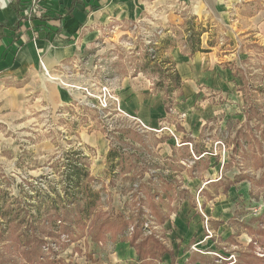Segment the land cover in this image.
<instances>
[{
    "label": "rangeland",
    "instance_id": "obj_1",
    "mask_svg": "<svg viewBox=\"0 0 264 264\" xmlns=\"http://www.w3.org/2000/svg\"><path fill=\"white\" fill-rule=\"evenodd\" d=\"M183 7L169 2L111 22L104 38L82 53L75 76L56 81L68 91L67 104L52 105L51 98L36 106L31 99L24 115L12 120L0 115V207L22 206L20 214L28 221L25 209L60 180L66 154L75 150L87 158L93 187L101 192L93 217L99 220L69 224L71 232L62 235L61 245H47L56 255L45 264L56 258L66 264H119L118 247L124 244L135 251L129 264H139L130 243L140 212L148 225L138 241L155 233L174 254L153 262L145 255L146 263L264 264V45H234L217 20L202 19L195 25L215 26L211 37L220 38L221 49L214 61L196 64L192 55L199 52L187 46L185 54L173 17L193 15ZM168 36L186 58L176 61L181 87L169 94L167 86L175 84L166 78L173 70L164 74V69L172 68L171 48L160 54L167 61L163 70L146 55ZM202 50L203 57L209 55ZM115 149L122 150L124 161L119 158L121 165L112 168L108 155ZM185 207L197 212L205 232L191 244L177 236L175 220L186 214ZM108 218L130 226L123 234H103ZM9 219L0 216V264H31L22 246L26 224ZM187 251L199 259L185 262ZM45 252L49 256L48 248Z\"/></svg>",
    "mask_w": 264,
    "mask_h": 264
},
{
    "label": "crops",
    "instance_id": "obj_2",
    "mask_svg": "<svg viewBox=\"0 0 264 264\" xmlns=\"http://www.w3.org/2000/svg\"><path fill=\"white\" fill-rule=\"evenodd\" d=\"M13 2L16 0H0V115L5 116L6 120H12L14 115H24L31 104V99L35 100L36 104L33 100L32 102L36 106L40 101L43 100L45 104V101L51 98L52 105L53 102L58 106L67 104L68 91L56 81L75 76L73 71L80 68L82 53L100 37L104 38L110 23L141 16L146 9L153 11L169 2H180L184 5V9L189 8L193 11V15L189 17L173 14L176 27L183 35L182 48H185L187 52L185 54H188L186 47H190L187 40L189 31L185 26L189 18H195L199 23L202 19L217 20L234 45H237V42L249 46L264 45V0L243 2L240 0H40V8L53 20L48 22L46 29L52 32L51 38L46 36V31L39 32L35 29V32L33 27L39 24L38 21L31 24L21 21L20 16L23 14L24 6L19 4V12H17L11 6ZM59 17L62 19H58ZM173 17L170 19L173 20ZM202 27L207 31L201 37L200 46L210 52L205 57L201 52L192 55L196 64L202 60L214 61L218 49H221L220 38L214 42L215 37H211L215 26H210L208 29L203 23ZM177 48L179 47H171L169 50L172 60L176 64L182 56L184 63L185 54H181ZM231 48L236 50L234 47ZM247 53L248 56L254 57L253 52ZM186 56L190 60V56ZM231 56L233 61L236 60L235 54ZM245 57L246 55H242L239 59ZM49 74L50 76L52 74V78H49L51 80L48 79ZM165 180L167 181L166 177ZM232 190L229 191L230 194L235 193V190ZM183 211L186 214L181 212L182 214L175 220L178 227V241L182 244H191L201 240L205 232L200 216L187 207ZM163 215L166 216L164 213ZM192 215L193 220L190 223L189 219ZM170 222L172 224V220ZM157 237L166 242L159 235ZM126 246L124 244L118 247L116 258L119 264H129L134 261L135 251L126 250ZM182 259L190 262L194 259L198 260L199 257L187 251Z\"/></svg>",
    "mask_w": 264,
    "mask_h": 264
},
{
    "label": "trees",
    "instance_id": "obj_3",
    "mask_svg": "<svg viewBox=\"0 0 264 264\" xmlns=\"http://www.w3.org/2000/svg\"><path fill=\"white\" fill-rule=\"evenodd\" d=\"M28 3H30V0H16V2L11 3V6L19 12V4H22L25 7ZM22 13L20 20L26 22L24 8ZM58 19L62 18L59 17ZM36 21H38L39 24L33 27V29H38L37 31L39 32L46 31V36L51 38L52 32L47 31L46 29H48V22L53 21L52 17L41 8H37L32 16V22ZM60 21L62 23V20ZM185 24L189 31L187 40L192 53L202 52L203 50L200 48V37L204 32L202 30L203 28L201 26H199V28L195 25V18L188 19ZM59 30L56 32L57 34L59 33ZM171 42V37H166L159 42L157 48H148V54H146L149 63H154L155 68L159 65L160 69L163 70L165 62L167 63L168 61L171 63L172 68L164 69V74L171 73L173 70V73L169 74L170 76L166 79L170 83L175 84V87L173 88L169 84V86H167L168 94L173 92L172 89H178L181 87V77L176 69L175 62H173L171 58L167 59V61L160 60V54L174 46L170 45ZM204 152L206 153L207 151ZM66 157L67 159L61 172L60 180L54 183L49 190L47 189V192L42 195L40 201L35 205H32V208L25 209V211L29 212L28 218L30 221H27L21 216L20 210L22 209V206L20 208L19 205H17V207L14 205L5 210L4 206L0 207V216L10 218V223H16L15 225L19 226L23 224V221L25 222L27 227L26 230L29 231V233L25 235V240L23 241L22 246L26 248L27 251L25 255L31 264H45V260H47L46 258H55V250L47 245L53 244L56 245V247L58 243L61 245V237L64 234H69L68 232L72 228L68 225L72 224V222L77 220V223L83 222L82 224H85L86 226L88 222L92 221L94 214H97L96 210L98 208V203L102 199L101 192L95 190L93 187L92 182L95 181V178H92L88 166L85 164L87 158L83 155V152L80 150L69 151L66 154ZM119 158L124 161V154L121 149L110 151L108 155L109 165H111L112 168H114V165L120 166L121 162H119ZM116 160H118L117 163ZM140 213L141 214L138 213V221L135 223V232L133 233L130 243V246L137 251L138 263L150 264V262L146 263L144 261L145 255H147V258L149 257L148 259L152 260L151 262H153L154 259H162L167 255L173 259L174 254L172 250L162 243L155 233H153L150 238L148 237L144 239L142 242L138 241L145 225V221L143 220L144 212ZM20 217H22V221L19 219ZM46 217H49L51 221L45 219ZM97 217L98 216L96 215L93 221H98L99 219ZM109 226H112L114 229L111 230ZM129 226L130 222L124 219H120L118 222L113 223L111 222V218H108L103 222L101 230H103V234H105V230L106 233L108 231L114 232V230H116L117 234L120 232L123 234ZM68 239H70L68 241H71V243L75 241V237H72V235L71 238L69 237ZM46 248L49 249V256L45 254ZM49 264L66 263L63 259L56 258L53 262H49Z\"/></svg>",
    "mask_w": 264,
    "mask_h": 264
},
{
    "label": "built area",
    "instance_id": "obj_4",
    "mask_svg": "<svg viewBox=\"0 0 264 264\" xmlns=\"http://www.w3.org/2000/svg\"><path fill=\"white\" fill-rule=\"evenodd\" d=\"M37 8H40V0H30V3H28L24 7V14L26 17V22L29 24L32 23V16ZM104 107H107L106 104H104ZM148 225V223L145 224V226Z\"/></svg>",
    "mask_w": 264,
    "mask_h": 264
}]
</instances>
